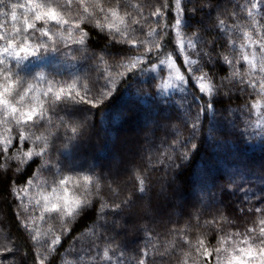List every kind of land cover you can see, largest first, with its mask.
Here are the masks:
<instances>
[{
  "label": "snow or ice",
  "instance_id": "1",
  "mask_svg": "<svg viewBox=\"0 0 264 264\" xmlns=\"http://www.w3.org/2000/svg\"><path fill=\"white\" fill-rule=\"evenodd\" d=\"M252 139L264 0H0V264H264Z\"/></svg>",
  "mask_w": 264,
  "mask_h": 264
},
{
  "label": "trees",
  "instance_id": "2",
  "mask_svg": "<svg viewBox=\"0 0 264 264\" xmlns=\"http://www.w3.org/2000/svg\"><path fill=\"white\" fill-rule=\"evenodd\" d=\"M95 44H102V41L95 40ZM239 43V41H238ZM182 62V58L181 61ZM223 75L224 73H220ZM188 91H193V86H188ZM174 97H179L181 93L179 91L174 90L173 93ZM242 102V101H241ZM237 106V102H233L232 107L235 108ZM205 149H207V145H205ZM243 151L247 158H249L253 164H258L260 159L264 157V153H261L260 151V144L259 140L252 139L248 140L247 142L239 141L237 140L235 145L232 148L233 152L236 151ZM213 151L214 154L209 158L206 156L203 152L198 154L196 156L195 164L192 166V168H186L180 173V180L185 183L189 184L191 182V172L200 167L201 164L207 162V166L212 170V175L218 178V183L222 182L224 180H227L229 173L232 170L234 161L231 157H229L226 154V150L224 149H214L210 150ZM251 179V177H249ZM198 193H194L191 197V200L194 201ZM240 196V193H237L236 195H230L226 193L222 199L224 202V205L231 207L232 205L237 203V197ZM242 198V197H241ZM9 205L11 204L12 198L9 196L7 197ZM5 214L8 216V223L6 227L13 233L16 234V228L15 224L12 222V213L9 212L8 206L5 205V197L2 191H0V219H3ZM183 221H181L182 223ZM91 218H85L83 221L80 222V224L77 225L76 231L73 233V235L79 234L86 226L90 225ZM72 237H68L67 240L64 242V248H68L69 243L71 242ZM212 243H215V238H212ZM63 251V249H61Z\"/></svg>",
  "mask_w": 264,
  "mask_h": 264
}]
</instances>
